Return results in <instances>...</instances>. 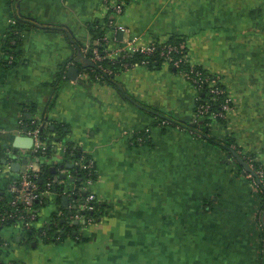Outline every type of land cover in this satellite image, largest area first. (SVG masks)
I'll return each mask as SVG.
<instances>
[{
	"label": "crops",
	"instance_id": "obj_1",
	"mask_svg": "<svg viewBox=\"0 0 264 264\" xmlns=\"http://www.w3.org/2000/svg\"><path fill=\"white\" fill-rule=\"evenodd\" d=\"M10 1L0 0V203L31 166L32 149L15 146L31 138L29 119L60 127L49 140L70 157L94 160L93 190L111 210L55 243L3 226L0 264H264V199L244 158L264 166V0H129L116 21L129 32L110 44L180 43L232 99L209 136L241 154L199 136L201 95L172 65L94 72L93 32L113 33L103 0ZM51 149L34 169L64 176L72 159ZM69 203L51 196L34 229L67 220Z\"/></svg>",
	"mask_w": 264,
	"mask_h": 264
},
{
	"label": "built area",
	"instance_id": "obj_2",
	"mask_svg": "<svg viewBox=\"0 0 264 264\" xmlns=\"http://www.w3.org/2000/svg\"><path fill=\"white\" fill-rule=\"evenodd\" d=\"M129 0H103L105 6L111 12V18L107 25L113 28L112 38L104 35L101 39H97L95 45L88 49L90 52L91 61L94 64V72L103 73L104 75L111 76L115 72L112 68L104 65L105 61H110L112 65H120L122 68H128L134 65H147L149 62L141 61L139 63H130L129 60L137 55L146 57H154L152 63L160 60L162 63L172 65L180 71L181 75L190 82L200 95L205 91L210 99L201 103L197 107L196 116L202 120L203 127L205 125V118L209 117L211 121L218 122L219 120H226L228 114L232 110V99L226 89L220 84L219 80L211 74L200 70L196 65L188 60L182 45L177 46L170 43H152L149 45L139 46L135 38H128L123 45L117 48H110V44L117 43V36L120 32L128 33L129 31L120 24H117V19L124 13L125 7ZM15 21H13V24ZM183 64H188V69H183ZM99 71V72H97ZM201 100V96L199 101ZM213 106H217L218 110H213ZM207 123V122H206ZM212 124H207L211 127ZM27 126V127H26ZM21 127L25 128V134L33 139L32 150L30 151V158L34 157L36 160H31V166L26 167L19 174L17 181L11 186L9 190V197L7 200L8 208L0 210V222L12 221L11 225L19 227L20 229L30 230L36 227L42 210L35 207V203L43 200H49L51 196L57 195L54 187L57 184L63 185L64 192L69 198V211L73 207H78L67 218L70 225L75 222L83 223L79 229V233L83 232L85 228L90 227L97 223L96 219L87 216L86 213L93 212L96 209V204L103 202L97 197L94 186L97 182L96 166L94 160L82 155L79 159H73L70 163L78 167L83 173V182L80 185L75 183L77 175L64 170L62 173V180H50L46 183V190L39 191L36 179L40 177L41 170H35L34 166L40 163L42 159L37 156L44 154L49 148H58L63 153H67L68 149L65 146H55L53 141L42 137V125L40 122L31 120L28 123L21 121ZM21 128V129H22ZM203 129V128H202ZM200 132V131H199ZM199 136H203L200 132ZM201 136V137H202ZM239 154L241 152L232 146ZM74 154L71 153V157ZM45 158V157H44ZM249 172L246 173L247 179L251 182L252 187L262 193L264 191V166L259 164L258 160L250 155H244ZM73 182H70V181ZM78 198L72 199L73 196ZM84 195V196H82ZM61 216V215H60ZM39 236L42 238L47 237V232L44 228L40 230ZM6 246V244H5Z\"/></svg>",
	"mask_w": 264,
	"mask_h": 264
},
{
	"label": "trees",
	"instance_id": "obj_3",
	"mask_svg": "<svg viewBox=\"0 0 264 264\" xmlns=\"http://www.w3.org/2000/svg\"><path fill=\"white\" fill-rule=\"evenodd\" d=\"M15 1L16 0H11L10 2H11V4H13V3H15ZM14 21H15V23L13 24L14 29L21 28L23 26V21L20 20L19 18L15 17ZM93 33H94V37L97 38V39H101V37L103 36V31H100L98 29L94 30ZM169 43L173 44V45H177V46L181 45L180 43L174 42V41H171ZM154 60H157V59H155L154 57H146V56H143V55H137L133 59H130L129 62L132 64V63H139L141 61H146V62H149L148 65H153L152 62ZM157 62L162 63L160 60H158ZM104 65L106 67L112 68L114 70V72L119 70L120 68H122L120 65H112L110 61H105ZM182 68L183 69H188L189 65L188 64H183ZM200 70H202V69H200ZM97 72H99V71H97ZM98 75L102 76L105 79L109 78L108 75H104L101 72H99ZM208 99H210V96L207 95V92L205 91L201 95V100L199 101V104L204 103ZM212 109L213 110H218V107L217 106H213ZM205 120H206L207 123L205 122V125L202 127L203 128L202 134H203L204 138L208 139L209 142H211L213 144L219 145L224 150H229V151L233 152L234 149H232V147H231L233 145L232 141L227 140L226 142H223V143L221 142L220 143V142H217L214 138L209 136L211 127L213 125V122L211 121V119L209 117H206ZM219 121L220 122H224V120H219ZM29 122H30V120L27 119L26 123L29 124ZM207 124H212V125L210 127V126H207ZM52 128L53 127H50V126L46 127V128L42 127V129H41L42 137L45 138V139H50L51 138L49 136L50 133L58 132L59 135H60V133H62V129L60 127H56L55 129H52ZM55 137H53L54 140H56ZM61 140H62V138L59 137L56 141H60L61 142ZM52 152H53V150L51 148H49L46 151V153L44 154L45 156L39 155L37 157H38V159H42V158L45 159L46 157H49ZM70 152L71 151L67 152L66 156L70 157ZM72 154H74V155H73V157H70L71 159L72 158L73 159H79L81 157V155L79 153H77V152H73ZM31 160H36V158L32 157ZM66 160H68V159H66ZM42 165H44V164H42ZM64 169H66L67 171H69L72 174L77 175V179L75 181V183L77 185H80L83 182L84 175L78 169V167L70 166V165L66 164L64 166ZM54 179L62 180V176H59V174L57 172H53L50 166H47V165L42 166L40 177L36 179V183L38 185L39 191L40 192L45 191L46 190V183L48 181H50V180L52 181ZM70 182H73V181L71 180ZM54 190H55V193L57 194L58 200L61 202L63 200L64 196H66L65 192H64L65 189H64L63 185H60V184L55 185ZM82 196H84V195H82ZM260 196L264 199V191L262 193H260ZM76 198H78V197L75 196V195L72 197V199H76ZM48 201L49 200H46V199L43 200V203H40L39 201H37L35 203V207H37L38 209H41V208H43V207H45L47 205ZM6 208H8L7 201L3 200L2 203H0V210L6 209ZM76 209H78V207H73L72 211L68 214V216H70V214H72V212L75 211ZM109 210H111V209H110V206L108 204H106L104 202H101V203L99 202V203L96 204V209L93 212L86 213V215L96 219V221L98 223L104 217H106L109 214ZM11 224H12V221L3 222V223L0 222V229L3 226L11 225ZM82 224H83L82 222L81 223L75 222L72 225H70L68 220H65L64 222L61 223V219L59 217H55V219L50 223V225L46 226L44 228V231L47 232V237H45L44 239H45L46 242H54V243L56 241L57 242H61L63 239H65L69 235L72 236L73 235L72 232H74V231L78 232V229L81 227ZM59 229H60V231H59ZM24 231L30 237L32 235H34L36 232L37 233L40 232V231H37L35 229L24 230ZM76 237H77V235H76ZM2 244H3V242L0 239V246L1 247H3Z\"/></svg>",
	"mask_w": 264,
	"mask_h": 264
},
{
	"label": "water",
	"instance_id": "obj_4",
	"mask_svg": "<svg viewBox=\"0 0 264 264\" xmlns=\"http://www.w3.org/2000/svg\"><path fill=\"white\" fill-rule=\"evenodd\" d=\"M120 36L123 37V33L120 32ZM70 77L72 79H75V75L78 73V69L77 68H71L70 69ZM15 146L18 147V148H25V149H31V147L33 146V139L32 138H21V137H18L15 141ZM72 166V165H70ZM54 171V170H53ZM64 203H66L68 201V198L65 197L63 199Z\"/></svg>",
	"mask_w": 264,
	"mask_h": 264
},
{
	"label": "rangeland",
	"instance_id": "obj_5",
	"mask_svg": "<svg viewBox=\"0 0 264 264\" xmlns=\"http://www.w3.org/2000/svg\"><path fill=\"white\" fill-rule=\"evenodd\" d=\"M258 192V191H257Z\"/></svg>",
	"mask_w": 264,
	"mask_h": 264
}]
</instances>
